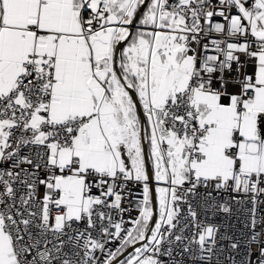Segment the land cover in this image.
Here are the masks:
<instances>
[{
	"label": "snow or ice",
	"instance_id": "obj_1",
	"mask_svg": "<svg viewBox=\"0 0 264 264\" xmlns=\"http://www.w3.org/2000/svg\"><path fill=\"white\" fill-rule=\"evenodd\" d=\"M0 264H264V0H0Z\"/></svg>",
	"mask_w": 264,
	"mask_h": 264
}]
</instances>
